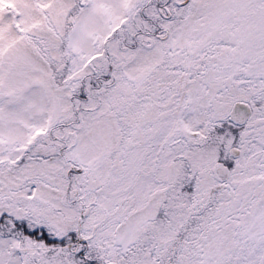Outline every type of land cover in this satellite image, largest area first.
I'll use <instances>...</instances> for the list:
<instances>
[{
	"label": "snow or ice",
	"instance_id": "snow-or-ice-1",
	"mask_svg": "<svg viewBox=\"0 0 264 264\" xmlns=\"http://www.w3.org/2000/svg\"><path fill=\"white\" fill-rule=\"evenodd\" d=\"M0 264H264V0H0Z\"/></svg>",
	"mask_w": 264,
	"mask_h": 264
}]
</instances>
